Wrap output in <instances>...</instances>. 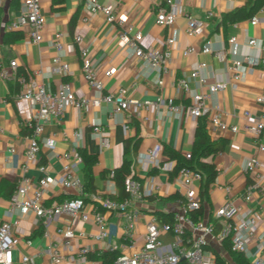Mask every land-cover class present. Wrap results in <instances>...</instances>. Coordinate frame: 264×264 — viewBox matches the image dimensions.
<instances>
[{"label": "crops", "instance_id": "obj_1", "mask_svg": "<svg viewBox=\"0 0 264 264\" xmlns=\"http://www.w3.org/2000/svg\"><path fill=\"white\" fill-rule=\"evenodd\" d=\"M258 1L261 2L260 6ZM93 2L111 6L115 13L125 15L128 24L133 26V32L143 33L142 45L145 48L162 49L166 40L172 37L175 42L167 69L148 73L138 59L130 57L118 42L119 26L108 22L103 13L92 14L89 11ZM174 2L183 14L177 17L173 25L163 26L157 23V15L161 8L167 7L164 0H65L62 6H55L52 0H41V11L46 21L44 39L41 43L34 44L26 31L8 28L19 17L23 9L22 0H0V65L9 66L13 60L18 64L14 77L9 80L0 79V128L3 130L0 133V224L10 219L7 209L20 179L24 176L30 178L32 190L41 176L37 166L23 169L30 134L25 124L34 116L37 105L19 98L22 90L20 77H33L50 92L57 91L62 83L68 82L77 97H95L97 93L87 85L83 77L81 46H86L90 51L93 67L104 82V93L127 87L135 99L144 101L163 97L172 99L182 109L179 115H171L167 107L163 106L143 110L138 116H131L126 112L111 119L113 107L110 104L89 106L83 110L66 107L62 115L46 124L39 137L38 166H45L49 177L44 194L45 204L49 206L75 197H82L90 204L92 195L96 193L116 199L112 197L117 194V189L110 173L122 165L124 146L127 141L133 140L138 142V150L131 155L130 170H133L144 190L151 185H157L160 189L155 197L135 201L132 205V208L146 215L138 219L137 241H142L149 217L177 210L176 199L185 191L180 176H170V172L149 169L139 158L149 149L158 146L164 162L170 161L169 153L185 157L186 153L192 151L201 118L194 119L186 111L185 108L191 102L190 97L184 94L178 82L183 78L189 79L192 96L198 91V85L190 76L200 63L207 64L201 70V75L213 82L227 77L231 60L248 57L250 61H256L262 53L257 46L252 47L248 42L256 39L258 43H264V0ZM243 6H246V17L234 21L226 19V16ZM251 12L253 14L249 16ZM209 13H212L210 18ZM184 14L192 15L205 23V31L201 37L186 35L187 20ZM253 17L259 19L256 25L251 23ZM57 32L63 34L64 48L61 52L56 51L53 46V37ZM77 35L82 37V44L76 42ZM232 37H235L233 44L229 43ZM206 41H210L216 50H225L228 60L220 61L212 53L184 55L186 49L200 48ZM56 56L68 63L67 74L54 72L53 58ZM245 67L242 80L230 83L225 92L210 99L211 105L217 102L221 104L224 119L228 124L238 126L239 131L236 134L216 131L208 124V117H203L207 136L219 151L213 160L207 159L216 165L217 175L209 186L207 200L202 202V211L204 220L213 221L217 210L227 202H232L235 207L250 212L258 220L256 231L259 233L262 227L261 215L264 213V193L255 190L247 199V188L254 183V175L248 171L247 163L256 151L247 130L249 121L244 117V112L250 111L253 117L264 114V105L256 102L264 87V64L248 62ZM112 69L114 74L106 77L105 73ZM95 127H100L101 132H95ZM106 138L109 139V146L104 145ZM261 140L264 143V134ZM72 151H77L83 158L81 164H72L74 174L81 181V191L64 189L59 183L63 167L61 156ZM257 155L264 174V153ZM93 159L96 162L91 171V181L95 190L87 187L88 192H84L83 187L87 182L86 166ZM196 185L199 194L201 184ZM226 187L230 190L226 191ZM105 215L110 230L109 238L102 242L95 241L93 236L97 234L98 227L94 223L77 220L74 223L77 237L73 245L76 248L87 247L91 252L90 261L112 264L116 253L111 248L117 247L118 253L125 252L128 244L123 235V218L116 213ZM240 216L238 212H232L229 220L238 221ZM14 218L20 219L21 232L32 241L31 245L22 241L15 249L14 263L23 264V257L28 256V264H51L47 250L53 244L62 243L63 238L57 230L70 222L69 219L65 217L52 224L46 229L48 238H45V229L33 213L16 211ZM170 239L168 235L163 236L164 241ZM226 245L227 242L212 240L210 250L215 251L226 264H238ZM262 249L264 242L255 241L249 245L243 257L251 264Z\"/></svg>", "mask_w": 264, "mask_h": 264}, {"label": "built area", "instance_id": "obj_2", "mask_svg": "<svg viewBox=\"0 0 264 264\" xmlns=\"http://www.w3.org/2000/svg\"><path fill=\"white\" fill-rule=\"evenodd\" d=\"M140 1V0H137ZM166 8H161L157 15V23L163 26L173 25L178 16L183 11L177 7L174 0H164ZM23 9L18 18L14 19L9 29L26 31L31 42L41 43L44 39L45 17L41 11V0H22ZM92 14L103 13L108 22L116 23L120 30L117 34L119 44L126 49L130 57L138 59L148 73H153L157 69L166 70L167 64L172 57V47L174 39L168 38L162 49L145 48L142 45L143 33L133 32V26L128 24L127 17L115 13L114 9L108 5H101L93 2L89 6ZM187 20L185 33L189 37H201L205 31V23L200 19L184 14ZM212 13L208 14L210 18ZM259 22L257 17L251 19V23L256 25ZM63 34L55 33L53 46L56 51L61 52L64 48ZM77 43L82 44V37H75ZM1 43V40H0ZM229 43H235V37L229 39ZM248 44L258 47L261 56L256 61H250L246 57L243 60H231L230 71L227 77L210 82L201 75V70L207 67L206 63H200L198 68L191 73L190 79L196 81L198 91L190 95L189 79L179 80V86L184 94L190 97V104L185 108L188 114L194 119L208 117V124L212 129L220 132H230L236 134L238 126L230 125L224 119L221 104L219 102L210 104L212 96H218L226 91L230 83L234 84L242 80L245 76V64H264V43H258L256 39H251ZM198 52L212 53L220 61H227L225 50H216L210 41H206L200 48L190 47L184 51L185 56L194 55ZM80 58L82 63V73L85 82L95 90L97 95L93 98H79L75 94L70 83L64 82L55 92L47 91L45 86L35 78L26 76L20 77L22 90L19 98L27 100L37 105V109L32 119L25 127L29 130V143L25 154L24 170L31 166H37L41 173L38 183L34 189L30 190L32 181L24 176L20 179L16 190L12 194L7 216L9 220L0 224V264H15L13 253L22 241L31 245L32 241L25 237L20 230V219L14 218L16 211L23 213H33L40 221L45 231L43 235L48 238L46 232L52 224L67 217L70 222L61 226L57 231L62 236L60 244H53L47 250V255L51 264H101L90 261V250L85 246L74 247L73 241L77 237L75 231V221L83 223H94L98 227V232L93 239L102 242L109 238L110 230L105 213H116L124 220L123 235L127 241L128 250L118 253L117 247H112V252L116 253L112 264H219L215 255L210 250V242L216 240L220 243L227 242L230 251L240 255H245L249 245L255 241L264 242V213L261 215V231H256L258 220L248 211L241 207H235L232 202H227L217 210L215 219L206 221L196 220L190 214L198 211L201 206L199 194L196 191V184H201L203 175L190 168L182 167L178 175L185 188L184 193L176 199L177 210L174 212L171 222L161 223L157 216L148 218L145 233L142 241H137V222L140 217L146 215L137 209L132 208L135 201L144 198L155 197L160 191L157 185H151L144 190L141 182L135 178L131 169V174L125 180V191L128 196L123 200L105 197L101 194H93L90 204H87L82 197H75L64 200L60 203L46 205L44 202L45 189L49 182L48 171L45 166H38V155L40 151L39 137L43 133L45 126L53 118L63 114L68 106L77 110H83L89 106L99 107L102 104H110L113 109L110 113L111 119L120 113H130L131 116H138L143 110L166 106L171 115H179L182 107L175 105L172 99L158 97L156 100H138L130 95V89L121 87L116 92L104 93V82L98 76L93 67L90 51L86 46L80 48ZM17 61L13 60L9 66L0 65V79L9 80L15 76L17 71ZM53 70L55 73L65 75L69 72L68 63L62 61L60 56L53 58ZM114 70L105 73L106 77H111ZM256 102L264 105V87L256 98ZM244 117L249 121L247 130L252 137L256 154L247 163V169L254 175V183L247 188V199L255 190L264 193V174L261 172V162L257 154L264 153V143L261 138L264 134V114L253 117L250 111L244 112ZM100 127H95V132H101ZM3 130L0 128V133ZM78 135V134H76ZM104 145L109 146V139H104ZM12 152L14 150L12 149ZM191 152L185 154L186 159H191ZM63 161L62 172L59 183L64 189H77L81 191V181L74 174L72 164H81L82 156L77 151L65 153L61 156ZM139 161L149 169H156L163 172H172L175 166L174 161H163L160 147L149 149L142 154ZM226 191L230 189L225 188ZM232 212H238L241 216L238 221H230ZM216 225L220 226L216 232ZM168 235L170 241H164L163 236ZM30 257L24 256L22 263L28 264ZM251 264H264V249L261 254L255 257Z\"/></svg>", "mask_w": 264, "mask_h": 264}, {"label": "trees", "instance_id": "obj_3", "mask_svg": "<svg viewBox=\"0 0 264 264\" xmlns=\"http://www.w3.org/2000/svg\"><path fill=\"white\" fill-rule=\"evenodd\" d=\"M53 4L55 6H62L65 0H52ZM258 6H260L261 2L258 1ZM257 6V7H258ZM246 6H243L241 8H237L235 12L231 15L226 16V19L230 21H234L236 19H240L243 17H246ZM253 12L249 13V16H252ZM138 150V142L137 141H127L124 146V160L122 165L113 170L110 173V177L115 183L117 194L112 195V197L116 198L117 200H123L125 199L128 194L125 191V180L126 178L131 174V155L136 154ZM219 149L218 147L210 142L207 132H206V121L201 118L199 119L198 126L195 133V140L193 144V148L191 151L192 158L186 159L184 156H180L177 154L169 153V160L175 162L174 169L172 172H170V176H174L178 174L179 170L182 167H190L198 172H200L203 175V180L200 185L199 189V197L201 200V203L207 200L208 195V189L211 183H213L216 175H217V169L216 165L213 163V161L208 162L207 159L211 158L212 160L215 158L216 154L218 153ZM96 160L93 159L92 162L88 163L86 166V176H87V182L84 184L83 191L88 192L87 187H90V190H95L93 183L91 181V171L93 168V165L95 164ZM194 219L199 220L203 219V211L202 206L201 208L190 214ZM174 213L164 214L159 213L158 217L161 222H171L173 220ZM220 229L219 225H216V232H218ZM227 249L230 252V255L238 262V264H249L248 261L243 257V255L233 253L230 251V248L228 245H226ZM216 260L219 264H226L225 261L214 251L212 252Z\"/></svg>", "mask_w": 264, "mask_h": 264}]
</instances>
